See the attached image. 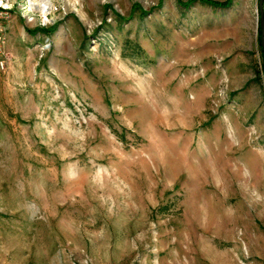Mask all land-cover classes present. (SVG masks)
Segmentation results:
<instances>
[{
	"label": "rangeland",
	"instance_id": "rangeland-1",
	"mask_svg": "<svg viewBox=\"0 0 264 264\" xmlns=\"http://www.w3.org/2000/svg\"><path fill=\"white\" fill-rule=\"evenodd\" d=\"M185 1L8 22L0 264H264L257 0Z\"/></svg>",
	"mask_w": 264,
	"mask_h": 264
},
{
	"label": "built area",
	"instance_id": "built-area-1",
	"mask_svg": "<svg viewBox=\"0 0 264 264\" xmlns=\"http://www.w3.org/2000/svg\"><path fill=\"white\" fill-rule=\"evenodd\" d=\"M61 0H0V53L5 41L7 24L15 16L26 21L37 19L38 25L49 23L50 15L56 10L55 3ZM36 16V17H35Z\"/></svg>",
	"mask_w": 264,
	"mask_h": 264
},
{
	"label": "trees",
	"instance_id": "trees-1",
	"mask_svg": "<svg viewBox=\"0 0 264 264\" xmlns=\"http://www.w3.org/2000/svg\"><path fill=\"white\" fill-rule=\"evenodd\" d=\"M194 2H198L201 4H207L211 7H215V8H226L230 5L231 0H223V1H212V0H186L185 2H178L179 5L181 6H187L191 3ZM263 16H264V11H263ZM262 66H263V71H264V60L262 62Z\"/></svg>",
	"mask_w": 264,
	"mask_h": 264
},
{
	"label": "water",
	"instance_id": "water-1",
	"mask_svg": "<svg viewBox=\"0 0 264 264\" xmlns=\"http://www.w3.org/2000/svg\"><path fill=\"white\" fill-rule=\"evenodd\" d=\"M262 1L263 0H257V10H258V21H259V45L264 55V18L262 11Z\"/></svg>",
	"mask_w": 264,
	"mask_h": 264
},
{
	"label": "bare ground",
	"instance_id": "bare-ground-1",
	"mask_svg": "<svg viewBox=\"0 0 264 264\" xmlns=\"http://www.w3.org/2000/svg\"><path fill=\"white\" fill-rule=\"evenodd\" d=\"M48 3V0H46V4Z\"/></svg>",
	"mask_w": 264,
	"mask_h": 264
}]
</instances>
